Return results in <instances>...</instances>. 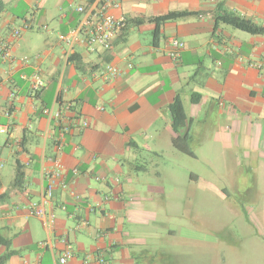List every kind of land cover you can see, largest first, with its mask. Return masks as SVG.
<instances>
[{
	"label": "crops",
	"instance_id": "1",
	"mask_svg": "<svg viewBox=\"0 0 264 264\" xmlns=\"http://www.w3.org/2000/svg\"><path fill=\"white\" fill-rule=\"evenodd\" d=\"M95 1L0 0V125L9 128L0 134V236L11 241L6 264H58L67 245L73 250L67 264H165V252L152 248L148 217V193L162 187L136 182L134 174L143 148L182 136L168 112L178 96L192 141L206 131V140L240 146L245 182L264 160V36L219 20L230 14L264 27V0H118L111 12L126 18L128 27L111 50L68 47L60 36L81 20L78 7ZM172 12L197 15L137 23ZM38 16L56 21L53 29L37 23ZM15 30H21L18 39ZM172 40L184 44L176 60L169 55ZM3 43L12 58L5 57ZM107 66L118 70L114 80L101 75ZM35 74L46 87L32 94ZM192 94L201 96L198 104L191 103ZM68 104L72 110L59 118L43 114ZM81 120L87 128H80ZM17 164L22 187L15 186ZM58 165L66 188L57 187L46 202V213L56 216L46 228L30 204L43 200L46 174ZM198 222L193 220L195 229ZM252 225L264 227V214L253 215ZM191 230L167 229L165 237L164 228L162 239L192 241ZM6 252L0 246V257Z\"/></svg>",
	"mask_w": 264,
	"mask_h": 264
},
{
	"label": "rangeland",
	"instance_id": "2",
	"mask_svg": "<svg viewBox=\"0 0 264 264\" xmlns=\"http://www.w3.org/2000/svg\"><path fill=\"white\" fill-rule=\"evenodd\" d=\"M41 21L50 29L56 24L36 17ZM185 106L190 111L191 103ZM185 132L182 129L181 135ZM205 132L186 145L166 138L165 144H153L137 155L134 181L162 187L161 192L148 193L152 248L165 252V264H264V227L252 225L253 215L264 214V160L255 172V184L252 178L245 182L240 146L206 140ZM164 228L165 237L167 229L184 228L187 235L192 228V241L163 240Z\"/></svg>",
	"mask_w": 264,
	"mask_h": 264
},
{
	"label": "built area",
	"instance_id": "3",
	"mask_svg": "<svg viewBox=\"0 0 264 264\" xmlns=\"http://www.w3.org/2000/svg\"><path fill=\"white\" fill-rule=\"evenodd\" d=\"M120 7L118 0H97L94 4L87 7H78L77 12L82 16L77 26L69 33L60 36V39L72 48L76 44L84 45L91 53H95L98 50L109 51L114 45V41L118 35L127 29L128 21L124 17H116L112 14V9ZM25 28H28V24H25ZM21 36V30H15L13 32V38L18 39ZM171 45L173 52L169 55L176 60L179 56L178 50L184 48V44L178 40H172ZM3 49H5V57L12 58L11 47L7 43H3ZM118 70L113 66H107L102 70L101 75L109 80H114L118 76ZM31 93L37 94L43 88L46 87V82L40 74H35L31 78ZM73 108L72 104H68L62 111L54 114L50 109H44L43 114L49 119L53 120L55 116L58 118L61 113L70 112ZM88 127L86 120H81L80 128L85 129ZM9 128L0 125V134L8 133ZM1 167L3 164L0 165ZM61 178V166L52 171H48L46 179L48 181L47 187L43 193V200L39 203L30 204V212L32 215L37 216L44 220L46 228H52L56 221V216L53 213L47 214L45 211V204L53 197L54 190L57 187L66 188V185L60 183ZM79 199V197H76ZM41 247H45L46 243H40ZM73 258V250L70 245L66 246V249L60 255L58 264H67V262ZM100 264H105L104 260H100Z\"/></svg>",
	"mask_w": 264,
	"mask_h": 264
},
{
	"label": "trees",
	"instance_id": "4",
	"mask_svg": "<svg viewBox=\"0 0 264 264\" xmlns=\"http://www.w3.org/2000/svg\"><path fill=\"white\" fill-rule=\"evenodd\" d=\"M3 11H4V6L0 4V14ZM195 15L197 14L192 13V12H172V13L166 14L158 18H150L148 20L139 19L137 20V23L143 24L145 22H152V23L165 24L167 22H174V21H178V20L186 19L188 17L195 16ZM219 20L242 32H245L251 35L264 36V27L255 24L251 20L238 18L230 14H225ZM200 100H201L200 95L192 94L191 96L192 104H198ZM168 112L170 113L171 118H172L171 127L173 131L176 134H180L182 129L186 130L184 135L182 136L178 135L177 141L182 145L189 144L192 139L191 134H190L191 120L189 119L186 113L185 107L183 105V102L179 96L175 99V101L171 105H169ZM23 180H24L23 168L20 164H17L15 186L22 187ZM0 246H4L7 249V252L0 257V264H6L9 261L10 255H11L9 252L11 241H8L0 236Z\"/></svg>",
	"mask_w": 264,
	"mask_h": 264
}]
</instances>
